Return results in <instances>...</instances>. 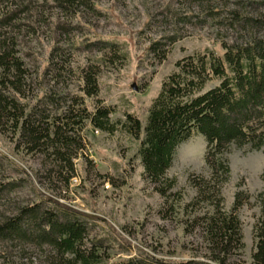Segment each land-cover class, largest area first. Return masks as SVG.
Segmentation results:
<instances>
[{"label": "rangeland", "instance_id": "1", "mask_svg": "<svg viewBox=\"0 0 264 264\" xmlns=\"http://www.w3.org/2000/svg\"><path fill=\"white\" fill-rule=\"evenodd\" d=\"M82 1L0 4L2 10H21L19 28L13 32L30 83L29 88L24 87L25 98L54 92L62 94L61 104L63 98H79L88 110L96 104L107 106L109 120L115 125L112 131L83 126L79 133L82 147L72 159L73 174L67 179L70 172L64 163L49 151H29L17 142L5 119H0V223L18 214L19 208L40 202L42 208L51 207L60 217L66 207L83 222L87 239L96 248L93 264H116L130 257H151L160 264L162 260L206 259L207 244L193 217L211 206L191 204L196 188L190 181L210 174L204 137L195 134L178 145L166 171L174 186L165 199L144 177L136 155L137 140L121 122L132 114L144 124L152 100L175 70L177 60L207 51L223 55L222 42L233 37L223 25L228 10L262 13L264 4L261 0H249L254 3L247 7L244 2L248 0ZM212 7L222 11L210 14L207 10ZM157 40L161 47L151 49ZM104 42L112 43L113 50L105 48ZM54 46L64 53L49 56ZM162 52L165 56L159 61ZM60 65L62 69L57 71ZM93 70L97 93L87 96L83 72ZM226 158L229 174L220 187L223 208L231 209L238 191L249 196L236 211L243 248L231 259L250 264L256 243L254 226L260 215L257 194L264 189V146H232ZM47 249L29 241L0 239V264H47Z\"/></svg>", "mask_w": 264, "mask_h": 264}, {"label": "trees", "instance_id": "2", "mask_svg": "<svg viewBox=\"0 0 264 264\" xmlns=\"http://www.w3.org/2000/svg\"><path fill=\"white\" fill-rule=\"evenodd\" d=\"M13 1L0 0V4ZM85 1L82 3L90 2ZM260 2L264 4V0ZM253 3L248 0L244 7ZM20 11L0 8V119H5L17 142L29 151H49L55 160L64 163L70 172L68 179L73 174L72 159L82 147L80 130L91 124L99 130L112 131L115 125L109 120L111 110L100 104L88 110L79 98L72 101L63 98L61 104L62 94L54 92H43L31 100L25 98L23 90L30 83L13 32L19 28ZM221 11L216 7L207 10L210 14ZM227 13L228 20L223 25L233 37L222 42L223 55L207 51L177 60L175 70L164 79L152 100L144 124L132 114H126L121 122L123 129L137 140L136 155L144 177L165 199L174 186L166 171L178 145L195 134L205 139L204 159L210 174L191 177L190 181L196 188L191 204L201 202L211 206V210L193 217L207 244L206 259L162 260L161 264H242L231 258L237 257L243 248L236 211L249 196L244 191L236 192L231 209L226 211L220 187L229 174L226 153L232 146L249 149L264 146V12L231 9ZM104 43L105 48L113 50L112 43ZM155 47L160 48L161 41H154L150 46ZM61 50L54 46L49 56L55 52L61 55L64 53ZM164 56L162 52L159 61ZM56 69L59 71L62 66ZM83 79L85 95H95V70L83 72ZM213 81L217 83L207 88ZM46 199L64 207L57 200ZM257 199L260 215L254 226L256 243L250 264H264V189L257 194ZM67 210L60 217L53 208H42L40 202L21 207L18 214L0 223V239L46 245L47 264H93L97 260L95 244L88 241L83 222ZM116 264L160 262L151 257H130L121 258Z\"/></svg>", "mask_w": 264, "mask_h": 264}]
</instances>
